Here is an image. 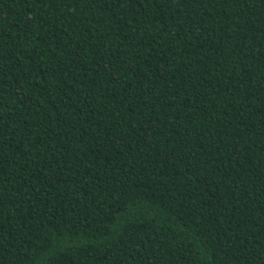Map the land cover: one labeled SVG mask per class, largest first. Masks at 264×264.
I'll list each match as a JSON object with an SVG mask.
<instances>
[{
    "label": "trees",
    "instance_id": "trees-1",
    "mask_svg": "<svg viewBox=\"0 0 264 264\" xmlns=\"http://www.w3.org/2000/svg\"><path fill=\"white\" fill-rule=\"evenodd\" d=\"M0 264H264V0H0Z\"/></svg>",
    "mask_w": 264,
    "mask_h": 264
}]
</instances>
